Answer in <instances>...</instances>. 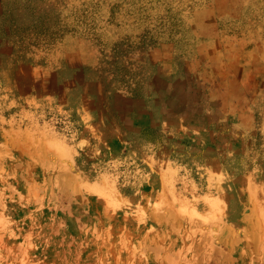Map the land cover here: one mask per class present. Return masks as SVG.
I'll return each instance as SVG.
<instances>
[{"label": "rangeland", "instance_id": "obj_1", "mask_svg": "<svg viewBox=\"0 0 264 264\" xmlns=\"http://www.w3.org/2000/svg\"><path fill=\"white\" fill-rule=\"evenodd\" d=\"M0 264H264V0H0Z\"/></svg>", "mask_w": 264, "mask_h": 264}]
</instances>
